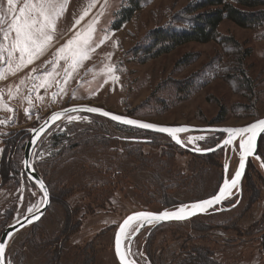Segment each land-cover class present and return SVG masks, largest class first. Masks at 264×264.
<instances>
[{
    "label": "rangeland",
    "instance_id": "374dc122",
    "mask_svg": "<svg viewBox=\"0 0 264 264\" xmlns=\"http://www.w3.org/2000/svg\"><path fill=\"white\" fill-rule=\"evenodd\" d=\"M190 1L145 0L129 21L112 30L114 12L123 0H67L54 39L43 55L0 79V103L11 109L0 107V162L7 149V159L16 167L0 178V234L11 220L29 213L30 208L33 211L42 201L39 189L23 174L22 157L28 129L53 110L87 103L155 123L198 126H240L264 116L261 28L241 27L224 19L216 40L188 42L145 61L140 52H130L144 43L151 30L185 24L182 9ZM0 5L6 7V0H0ZM85 10L87 15L74 27ZM7 23L6 19L5 27ZM89 24L95 29L90 58L66 84L65 61H59L57 74L48 78L51 86L39 87L43 80L31 79L29 73L41 76L51 71L52 65L45 62L53 60L56 50ZM0 67L7 65L0 63ZM129 137L149 141L122 139ZM181 138L186 145L205 149L221 136L189 132ZM258 150L264 158V138ZM31 161L49 188L51 202L37 223L12 237L6 248L7 264H118L113 234L125 214L138 209L159 211L211 195L221 181L226 160L222 148L193 154L164 135L74 113L40 138ZM236 164L233 156L228 176ZM247 167L242 198L234 208L148 227L131 244L133 258L142 264H187L192 251L207 250L221 264H264V176L255 159ZM194 221L220 227L217 238L211 239L214 242L191 230Z\"/></svg>",
    "mask_w": 264,
    "mask_h": 264
},
{
    "label": "snow or ice",
    "instance_id": "6c2138e0",
    "mask_svg": "<svg viewBox=\"0 0 264 264\" xmlns=\"http://www.w3.org/2000/svg\"><path fill=\"white\" fill-rule=\"evenodd\" d=\"M67 0H23L22 5L19 0H6V7L0 5V63L6 64V68L0 67V79L5 77L6 73L14 74L28 65L32 64L39 56L43 55L46 49L51 45L54 39L55 26L60 16L65 11ZM87 15L85 10L81 17L75 20V25H78L83 17ZM8 20L7 27L5 21ZM94 27L89 24L87 29L83 32L76 31L74 35L68 39L60 48L54 53L53 60L46 61V64L52 65L51 71L44 72L41 76H32L31 79H42L43 82L39 87L51 86L49 77L56 75V68L59 61H65L64 67V83L71 78L73 72L81 66L84 60L90 58V52L94 51L93 34ZM103 41H100L102 43ZM96 47L99 45L96 44ZM19 54L18 56L16 54ZM35 71V69H33ZM109 73L114 71L113 68L107 69ZM23 83V81H21ZM57 86L63 92L64 88L57 81ZM34 87H36L34 85ZM11 95V91L9 92ZM55 95V93H53ZM40 98L39 96L37 97ZM0 107L11 111L5 105L0 103ZM75 110V109H73ZM83 110L92 113H100L104 116L110 117L113 121H117L126 125H137L140 128L152 129L161 133L169 134L176 143L181 144L182 141L178 139L177 133L188 131L187 127H166L158 126L151 123H145L134 119H127L123 116L116 115L94 107H86ZM27 111V110H26ZM56 114L53 118H57ZM3 123V121H0ZM221 131L228 133L227 139L223 141L224 146L231 145L234 139L239 136L240 149V164L234 175L229 180L226 178L223 185L219 189V193L214 197L192 203L190 206H181L175 211H163L160 213L140 212L128 216L116 235V252L122 264L125 261V255L121 253L122 235L126 238L131 232H138L139 228L136 226L143 223H153L154 221L163 220H183L190 215L196 214V211H204L207 206L214 203H219L231 193L233 188L238 186L242 171L245 167V159L249 155H255L256 152V138L259 133H264V120L256 121L246 127L242 128H226ZM204 137H197L196 139H203ZM191 139V138H190ZM199 150V149H197ZM27 165V161H25ZM229 166L225 165V172L227 173ZM41 190H44L42 182L39 184ZM45 195H47L45 193ZM46 202V201H45ZM32 209H29L31 212ZM31 222V221H29ZM4 252V245L0 243V257Z\"/></svg>",
    "mask_w": 264,
    "mask_h": 264
},
{
    "label": "water",
    "instance_id": "95a60500",
    "mask_svg": "<svg viewBox=\"0 0 264 264\" xmlns=\"http://www.w3.org/2000/svg\"><path fill=\"white\" fill-rule=\"evenodd\" d=\"M86 107H94V108H98V109H102L104 111H107L109 113L112 114H116V115H120L123 116L127 119H134L137 121H141V122H145V123H151V124H155L158 126H166V127H187L188 131L186 132H181V133H177V137L178 139H180L182 141L181 144L176 143L175 140L172 139V137L167 134V133H161L152 129H144V128H140L137 125H126L117 121H113L110 117L104 116L100 113H92V112H88L86 110H83ZM75 109V110H73ZM74 113H84V114H90V115H96L99 117H102L104 119H107L113 123L122 125V126H126V127H130V128H135V129H139L142 131H146V132H150V133H154V134H160V135H165L167 136L171 142H173L175 145L181 147L184 150H187L188 152H191L193 154H199V155H206V154H210L213 152H216L218 150H220L221 148L224 150V159L225 164L223 166V179L222 182L220 183L217 191L208 197L199 199V200H195V201H191V202H186L183 204H179L170 208H164L161 209L159 211H154V210H147V209H138V210H133L127 214H125L118 222L114 234H113V252H114V256L118 262V264H122L121 260L119 259V257L117 256V252H116V245H115V241H116V235L117 232L120 228V225L123 223V221L130 215H133L134 213H140V212H148V213H160L163 212L165 210L167 211H175L176 209L180 208L181 206H190L192 203L195 202H200V201H204L207 199H210L212 197H214L215 195H217L219 193V189L220 187L223 185V181L224 179L227 178L230 180L231 177L234 175V173L236 172V170L239 167L240 164V149H239V136H237L233 143L231 145L228 146H224L223 145V141L225 139H227L228 133L221 131L223 129L226 128H242V127H246L256 121L259 120H264V116L257 118L253 121H250L244 125H240V126H225V125H202V126H198V125H189V124H178V125H170V124H161V123H155V122H151V121H147V120H143L140 118H136L133 116H129V115H125V114H121V113H117L108 109H105L103 107L97 106V105H93V104H87V103H79V104H71V105H67L65 107H62L60 109H56L53 110L52 112H50L37 126L29 128L28 129V138L25 142L24 145V149H23V157H22V171L25 173L26 177L35 184V186L39 189V191L41 192L42 195V201L41 203L38 205V207H36L32 212H29L23 216L20 217H15L13 220H11L6 227L3 229V231L0 234V243H2L4 245V252L2 257H0V264H7L6 263V248L10 242V240L12 239V237L18 233L19 231H21L22 229L26 228L27 226H30L36 222H38L41 217L43 216V214L45 213L47 207L50 204V193H49V189L47 184L45 183L44 179L42 178V176H40V174L35 170L32 161H31V155H32V150L35 147L36 143L40 140V138L50 129L52 128L53 125H55L59 120H61L63 117L69 115V114H74ZM56 114H58L57 118H53ZM189 132H212V133H218V134H222L223 136L219 139V141L213 145L212 147L209 148H205V149H199V148H193L189 145H186L182 138L181 135L185 134V133H189ZM264 135V133H259L257 135L256 138V152L255 155H249L246 157L245 159V167L242 171V175L241 178L238 182V186L236 188H233L231 190V193L229 195L226 196L225 199L221 200L219 203H214L210 206H207L205 208L204 211H196V214L194 215H190L188 218L183 219V220H175V219H170V220H163V221H154L153 223L149 224V223H143L142 226L140 224H137L136 226L139 228L138 232H131L126 238L122 235V243H121V253L125 255V261L123 262V264H142L140 262H138L136 259L133 258V256L130 254L131 252V244H132V240L144 229L148 228V227H153V226H157L160 224H165V223H171V222H185L187 220H190L191 218L198 216V215H203L205 213H207L208 211H210L211 209L218 207L219 211H224V210H229L232 207H234L235 205L231 206V207H222L223 202L230 198L233 194V192H240L241 190V185H242V180L247 168V164L249 160L255 159L256 162L258 163L259 167L262 170L263 176H264V161L262 160V158L260 157V155L258 154V149H259V140L261 138V136ZM134 141H139V142H147V139H132ZM199 149V150H197ZM227 149L229 150V154H226ZM233 153L235 154L236 158H237V164L236 167L234 169V171L232 172L231 176H228V171L227 173L225 172V165L227 164L228 166L230 165L231 159H232V155ZM25 161H27V165L25 164ZM40 182L43 183L44 185V190H41L39 184ZM45 193L47 195H45ZM46 201V202H45ZM31 221V222H29Z\"/></svg>",
    "mask_w": 264,
    "mask_h": 264
},
{
    "label": "trees",
    "instance_id": "16d2710c",
    "mask_svg": "<svg viewBox=\"0 0 264 264\" xmlns=\"http://www.w3.org/2000/svg\"><path fill=\"white\" fill-rule=\"evenodd\" d=\"M144 1L123 0L122 5L114 12L110 29H120L125 22L130 20ZM235 2L234 4L228 0H192L182 9L183 15L186 16L185 24L181 26L167 25L151 30L144 43L130 49V52H140L142 60L145 61L169 53L188 42L205 43L216 40L219 35L217 28L224 19L241 27L261 28L264 33V0H236ZM246 78L244 75L243 79L247 81ZM184 90L187 92L186 89ZM113 124L120 128L135 129ZM263 138L264 135L261 136L259 144ZM103 139L105 140L106 137L104 136ZM15 145L16 141H13L11 147L13 148ZM7 153V149L3 151L0 162L1 179L6 177L9 170L16 169L7 159ZM260 157L262 158L261 155ZM262 160L264 161V158Z\"/></svg>",
    "mask_w": 264,
    "mask_h": 264
},
{
    "label": "flooded vegetation",
    "instance_id": "af4514ba",
    "mask_svg": "<svg viewBox=\"0 0 264 264\" xmlns=\"http://www.w3.org/2000/svg\"><path fill=\"white\" fill-rule=\"evenodd\" d=\"M146 132V131H145ZM147 133H150V132H147ZM152 134H154V133H152ZM156 135H160V134H156ZM221 137L223 136L222 134H219ZM165 136V135H164ZM167 137V136H166ZM123 139V141H128V142H130V143H138L139 141H134V140H132V139H145V138H122ZM149 141V140H148ZM173 143V142H172ZM223 152H224V150H223ZM226 154L228 155L229 154V150L227 149V151H226ZM233 156H235V154L233 153V155H232V158H233ZM36 170V169H35ZM37 171V170H36ZM38 172V171H37ZM23 174L25 175V173L23 172ZM26 176V175H25ZM27 178V177H26ZM28 179V178H27ZM222 179H223V174H222V178H221V181H220V183L222 182ZM29 180V179H28ZM30 181V180H29ZM46 183V182H45ZM220 183L218 184V186H217V188L215 189V191L211 194V195H213L216 191H217V189H218V187H219V185H220ZM34 184V183H33ZM49 189V188H48ZM49 193H50V191H49ZM211 195H209V196H211ZM206 197H208V196H206ZM203 198H205V197H203ZM242 198V185H241V190H240V192H233V194H232V196L230 197V198H228V199H226L224 202H223V204H222V207H231V206H233V205H237V203H238V201H240V199ZM202 199V198H201ZM197 200H199V199H197ZM193 201H195V200H193ZM50 202H51V194H50ZM189 202H191V201H189ZM186 203V202H185ZM235 205V206H236ZM234 206V207H235ZM234 207H232V208H234ZM231 208V209H232ZM231 209H229V210H231ZM224 211H228V210H224ZM224 211H219L218 210V207H215V208H213V209H211L210 211H208L207 213H205V214H203V215H198V216H195V217H193V218H191L190 220H192V219H195V218H198L199 216H211V215H214V214H217V213H220V212H224ZM25 215V214H24ZM44 215V214H43ZM23 216V215H22ZM190 220H187V221H190ZM37 223V222H36ZM203 223H204V221H203ZM202 222H199V221H194V222H192L191 224V226H192V228H191V230L194 232V233H198V234H200V235H203V236H205V237H203V238H208L209 239V241H212L211 239H216L217 238V234H216V229H218V228H220V227H218V228H215V227H213V224L212 223H210L209 221H205V223L203 224ZM35 224V223H34ZM33 225V224H32ZM153 227H156V226H153ZM153 227H151V228H153ZM143 231V230H142ZM141 231V232H142ZM140 232V233H141ZM139 233V234H140ZM138 234V235H139ZM261 238H262V242L264 241L263 239H264V231L263 232H261ZM137 235V236H138ZM136 236V237H137ZM135 237V238H136ZM200 237V236H199ZM134 238V239H135ZM201 238V237H200ZM133 239V240H134ZM133 240H132V243H133ZM212 242H214V241H212ZM114 253V252H113ZM192 260L189 262V263H187V264H221V263H217L215 260H214V256L213 255H210L209 254V252L207 251V250H200V251H192ZM115 257V256H114ZM116 259V258H115ZM117 261V260H116ZM118 263V262H117Z\"/></svg>",
    "mask_w": 264,
    "mask_h": 264
}]
</instances>
